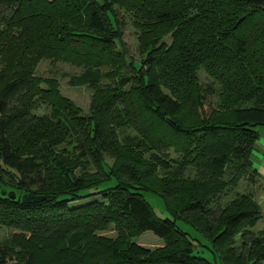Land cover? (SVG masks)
<instances>
[{"label": "trees", "instance_id": "16d2710c", "mask_svg": "<svg viewBox=\"0 0 264 264\" xmlns=\"http://www.w3.org/2000/svg\"><path fill=\"white\" fill-rule=\"evenodd\" d=\"M43 60L83 69L70 84L91 91L87 114L36 75ZM257 126L264 0H0V228L13 231L0 264H215L178 220L221 264H264L258 202L243 193L218 203L258 178ZM145 192L172 218L156 217ZM31 196L44 200L23 202ZM146 231L163 246L132 242Z\"/></svg>", "mask_w": 264, "mask_h": 264}, {"label": "rangeland", "instance_id": "374dc122", "mask_svg": "<svg viewBox=\"0 0 264 264\" xmlns=\"http://www.w3.org/2000/svg\"><path fill=\"white\" fill-rule=\"evenodd\" d=\"M120 20L123 22L122 31H123V45L127 52L128 59L138 62V42H137V32L133 28L131 20L129 16L124 13L119 14L118 16ZM82 68L75 67L62 62H52L49 60L41 61L36 68V75L45 78V79H54L58 82L59 91L61 95L67 98L75 107L79 108L82 111V114H87L89 111V105L91 100V91L86 87L80 86H72L70 84V80L72 77L78 76L82 72ZM199 78L203 84H209L210 80L206 78L203 71L199 72ZM217 101V97L215 95L207 97V104L205 106L206 109L212 108L215 106ZM48 109L45 107H41L38 110V114H46ZM255 130L259 134V138L255 143L252 151H251V162L253 167L260 171L264 169V127L257 126ZM168 156L170 159H175L176 155L172 152H168ZM105 163L110 165V160L105 159ZM103 187V185L101 186ZM250 193L253 199L258 202L261 209V218L257 225L252 229L253 232L257 233L260 230L264 229V177L259 174L258 178L254 183L248 181L246 177H243L239 180L237 186L228 191L225 195L221 197L218 203L221 206H224L226 203L234 199L236 196ZM143 197L145 201L149 204L151 209L153 210L156 217L160 219H171L170 212L167 210L165 203L162 198L151 193L145 192L143 193ZM94 200L102 201V199L98 196ZM87 201H79V204L73 205H83ZM177 227L188 234L189 237L195 239V253H197L202 258L210 261L211 263L221 264L217 257H214L212 252L208 249L209 243L205 240V237L202 236L199 232H197L190 224L186 223L183 220L176 221ZM13 231L0 228V244L4 243V241L8 240ZM102 236L106 237H114L115 234L113 230H108L106 232L101 233ZM204 237V238H203ZM199 241V243H198ZM132 242L137 245L146 248V249H156L163 246V240L155 236L152 232L146 231L142 233L140 236L132 239Z\"/></svg>", "mask_w": 264, "mask_h": 264}, {"label": "water", "instance_id": "95a60500", "mask_svg": "<svg viewBox=\"0 0 264 264\" xmlns=\"http://www.w3.org/2000/svg\"><path fill=\"white\" fill-rule=\"evenodd\" d=\"M11 197L13 198V196H11ZM43 200H44L43 197L31 196V197L25 198L23 202L30 204V203H38V202H41Z\"/></svg>", "mask_w": 264, "mask_h": 264}, {"label": "crops", "instance_id": "0c3cea01", "mask_svg": "<svg viewBox=\"0 0 264 264\" xmlns=\"http://www.w3.org/2000/svg\"><path fill=\"white\" fill-rule=\"evenodd\" d=\"M257 172H258L261 176L264 177V169H263V168L261 169V171H260V168H259V170H257Z\"/></svg>", "mask_w": 264, "mask_h": 264}]
</instances>
